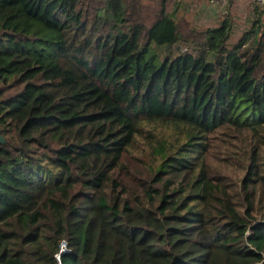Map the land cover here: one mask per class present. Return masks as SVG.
<instances>
[{"label": "trees", "instance_id": "16d2710c", "mask_svg": "<svg viewBox=\"0 0 264 264\" xmlns=\"http://www.w3.org/2000/svg\"><path fill=\"white\" fill-rule=\"evenodd\" d=\"M232 26L0 0V264H264V28Z\"/></svg>", "mask_w": 264, "mask_h": 264}, {"label": "crops", "instance_id": "0c3cea01", "mask_svg": "<svg viewBox=\"0 0 264 264\" xmlns=\"http://www.w3.org/2000/svg\"><path fill=\"white\" fill-rule=\"evenodd\" d=\"M176 4L179 5L182 10H185L191 25L196 29L217 27L227 14H230L233 19L230 36L234 34L236 30L239 35L245 33V31L242 30V27H244L242 23H245L246 19L248 23V18L253 20L252 23L249 24V27L250 29H252V27L255 28V36L260 34L257 28H264V4H250L238 0L229 1L223 7L212 5L208 0H176ZM240 30L242 31L238 32Z\"/></svg>", "mask_w": 264, "mask_h": 264}, {"label": "built area", "instance_id": "2783aa9c", "mask_svg": "<svg viewBox=\"0 0 264 264\" xmlns=\"http://www.w3.org/2000/svg\"><path fill=\"white\" fill-rule=\"evenodd\" d=\"M210 4L212 5H219V6H225L229 1L232 0H208ZM238 1H244L245 3H256L257 5H263L264 4V0H238ZM60 249L61 251H65L66 250V243L63 241L60 244Z\"/></svg>", "mask_w": 264, "mask_h": 264}, {"label": "rangeland", "instance_id": "374dc122", "mask_svg": "<svg viewBox=\"0 0 264 264\" xmlns=\"http://www.w3.org/2000/svg\"><path fill=\"white\" fill-rule=\"evenodd\" d=\"M252 19H249L248 18V23H247V19H246V22L245 23H242L243 25H244V27H242V30H244L245 32L246 31H248V30H250V27H249V24H251L252 23ZM241 28V27H240ZM237 29H238V27H237ZM242 30H240V31H238V32H241ZM241 34V33H240ZM244 33H242L241 35H239V33H237V30H236V32H234V34H232L230 37H229V39H228V43H229V45L230 44H233V43H236L237 41H238V39L240 38V37H242V35H243ZM238 36H239V38H238Z\"/></svg>", "mask_w": 264, "mask_h": 264}, {"label": "water", "instance_id": "95a60500", "mask_svg": "<svg viewBox=\"0 0 264 264\" xmlns=\"http://www.w3.org/2000/svg\"><path fill=\"white\" fill-rule=\"evenodd\" d=\"M0 140H1V141L3 140V138L1 137V135H0ZM57 257H58V259H59V258H60V254H58Z\"/></svg>", "mask_w": 264, "mask_h": 264}]
</instances>
